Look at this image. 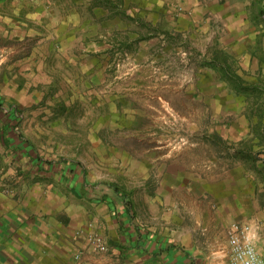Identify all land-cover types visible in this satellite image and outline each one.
Segmentation results:
<instances>
[{
    "label": "rangeland",
    "instance_id": "1",
    "mask_svg": "<svg viewBox=\"0 0 264 264\" xmlns=\"http://www.w3.org/2000/svg\"><path fill=\"white\" fill-rule=\"evenodd\" d=\"M192 1L54 0L43 19L0 0L5 135L30 143L2 145L14 171L37 187L33 158L75 161L143 203L179 174L262 173L264 0Z\"/></svg>",
    "mask_w": 264,
    "mask_h": 264
},
{
    "label": "crops",
    "instance_id": "2",
    "mask_svg": "<svg viewBox=\"0 0 264 264\" xmlns=\"http://www.w3.org/2000/svg\"><path fill=\"white\" fill-rule=\"evenodd\" d=\"M13 1L43 19L56 16L54 0ZM2 121L0 264H78V254L88 264H230L226 229L234 221L257 226L264 257V171L238 174L229 182L219 175L214 183L179 174L171 186L156 191L154 202L143 203L122 188L124 196H119L108 184L101 189V184L89 182L79 162L82 170H69L62 162L66 159L58 168L48 162L47 169L40 158H33L36 187L34 175H19L14 158L2 155L3 146L30 149L29 142V148H20L16 138L6 139V146ZM55 169L60 184H44ZM95 233L103 236L105 251L93 249L89 237Z\"/></svg>",
    "mask_w": 264,
    "mask_h": 264
},
{
    "label": "built area",
    "instance_id": "3",
    "mask_svg": "<svg viewBox=\"0 0 264 264\" xmlns=\"http://www.w3.org/2000/svg\"><path fill=\"white\" fill-rule=\"evenodd\" d=\"M227 243L230 264H264V257L258 249V229L250 222L234 221L227 226ZM95 251H105L104 238L95 233L89 237ZM81 255L76 256L78 264L81 262Z\"/></svg>",
    "mask_w": 264,
    "mask_h": 264
},
{
    "label": "trees",
    "instance_id": "4",
    "mask_svg": "<svg viewBox=\"0 0 264 264\" xmlns=\"http://www.w3.org/2000/svg\"><path fill=\"white\" fill-rule=\"evenodd\" d=\"M104 6H108L107 4H104ZM12 109H10V111L7 113L5 112V110H2L3 109V106L0 105V118L3 119V127H4V130L3 132L6 134H9L10 131L13 129V124L17 125L18 124V121L16 120L18 118V111L16 109L13 108V106H11ZM5 118V119H4ZM4 134V135H5ZM7 135L4 136V140H3V143L7 146V141L6 139H12V137L10 136H7L8 138H6ZM20 148H29V143L26 142L22 137L20 138ZM63 163H66L68 166V169L69 170H73L75 167H79L80 170H82V167L79 163L77 162H68L66 160H62ZM50 165H53V164H50ZM82 178L84 179V176L82 175ZM97 185H93V187H96ZM108 186L112 189H114L115 193L118 194L119 196H124V192L122 190H120L118 188L117 185H113V184H108Z\"/></svg>",
    "mask_w": 264,
    "mask_h": 264
}]
</instances>
